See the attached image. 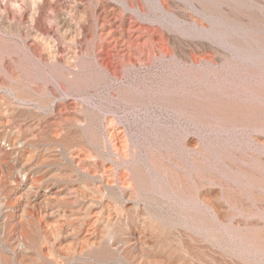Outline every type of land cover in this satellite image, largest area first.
<instances>
[{
    "label": "bare ground",
    "instance_id": "6f19581e",
    "mask_svg": "<svg viewBox=\"0 0 264 264\" xmlns=\"http://www.w3.org/2000/svg\"><path fill=\"white\" fill-rule=\"evenodd\" d=\"M187 1L198 7L205 0H118L120 6L111 0H92L97 25L89 29L84 23L92 12L80 8L90 4L88 0H0V39L17 54L11 62L42 63L46 70H40V75L48 77L33 86L36 81L24 78L22 70L11 67L9 60L2 62L0 264H182L186 259H200L193 234L204 233L207 216L181 212L170 218L134 204L137 195L146 204L148 200L151 205L166 202L145 194V187L138 193L145 177L133 163V151L127 150L128 156L114 151L110 158L114 167L107 169L105 153H113L107 145L101 149L100 130L72 113V101L54 100L58 88L66 89L60 76L67 81L72 78L70 69L79 52L84 56L96 52L106 74L115 77L120 65L139 59L148 62L157 51H183L186 44L167 33L164 22L158 29L148 24L154 22L149 19L154 9L170 11ZM127 10L146 16L147 23L128 16ZM76 13L78 26L72 24ZM179 15L184 17L183 12ZM192 21L196 23V18ZM71 29L73 35L68 38L79 46L64 47L62 40ZM191 44L193 54L198 45ZM26 74L38 76L34 70ZM115 137L111 135V140ZM74 146L81 147L74 151ZM86 150L89 159L81 152ZM115 167H120L117 173ZM206 231L207 240L228 254L225 234L213 228ZM248 234L242 228L243 240Z\"/></svg>",
    "mask_w": 264,
    "mask_h": 264
},
{
    "label": "rangeland",
    "instance_id": "374dc122",
    "mask_svg": "<svg viewBox=\"0 0 264 264\" xmlns=\"http://www.w3.org/2000/svg\"><path fill=\"white\" fill-rule=\"evenodd\" d=\"M88 1L91 3L80 8L92 12L84 23L92 29L97 25V7ZM180 5L170 11L154 9L149 16L154 22L148 25L158 29L164 22L165 31L186 44L183 51H157L148 62L139 59L120 65L115 77L106 74L96 52L87 56L79 52L70 69L72 78L67 81L60 76L66 89L58 88L54 100L59 104L72 101V113L100 130L101 149L107 145L113 153L105 151L107 169L114 167V151L126 156L127 150L133 151V163L145 177L144 186L138 184V193L145 187V194L166 202L151 205L148 200L146 204L137 195L134 204L170 218L181 212L207 216L204 233H192L198 239L200 259H186L182 264H264V0H205L198 7L187 1ZM126 13L147 23L142 14ZM77 15L72 14L76 26L80 24ZM72 32L63 38L64 47L79 46L68 38ZM192 42L198 45L193 54ZM6 47L10 48L0 39L1 76L6 59L11 67L23 71L24 78L36 81L33 86L48 79L40 75V70H46L44 64L22 60L17 65L10 60L17 54ZM110 57L114 62L115 55ZM33 70L38 72L37 78L26 74ZM111 135L116 137L111 140ZM81 152L89 157L87 150ZM119 169L115 167V172ZM212 228L225 234L228 254L221 245L207 240L206 230ZM242 228L249 233L246 240Z\"/></svg>",
    "mask_w": 264,
    "mask_h": 264
}]
</instances>
